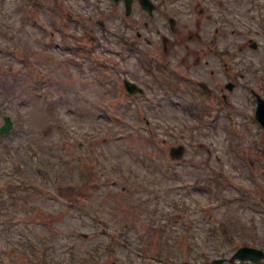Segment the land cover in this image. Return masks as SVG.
Returning <instances> with one entry per match:
<instances>
[{
  "label": "rangeland",
  "instance_id": "obj_1",
  "mask_svg": "<svg viewBox=\"0 0 264 264\" xmlns=\"http://www.w3.org/2000/svg\"><path fill=\"white\" fill-rule=\"evenodd\" d=\"M196 1L209 16L202 36L167 45L166 71L148 73L124 41L128 24L155 34L137 4L126 17L111 0H0V125L12 120L0 135V264H175L182 252L198 263L196 243L209 261L237 239L264 250V132L251 91L264 98V0ZM179 16L184 34L185 23L195 30L187 10ZM84 23L94 48L75 57ZM125 77L144 94L122 95L112 84ZM194 81L226 96L214 120L221 103ZM178 144L183 156L170 159Z\"/></svg>",
  "mask_w": 264,
  "mask_h": 264
},
{
  "label": "flooded vegetation",
  "instance_id": "obj_2",
  "mask_svg": "<svg viewBox=\"0 0 264 264\" xmlns=\"http://www.w3.org/2000/svg\"><path fill=\"white\" fill-rule=\"evenodd\" d=\"M169 1L170 0H154V2L156 4V13L165 17V11L162 8ZM182 8L187 10V15L192 20L193 19L197 20V17H196L197 13H203L204 12V8L201 7L200 3L196 0L194 1V3H191V4L189 2H186V4H185L182 1L180 2V0H177V13L174 12L170 15H167L163 19V23H162L163 25L168 26V28L170 29V32L175 36L176 39L182 35V29H181V25H180L181 18L179 16V10H181ZM149 17L153 18L152 16H149ZM144 25L147 28L148 23H144ZM188 36L191 37L192 34L190 33ZM164 38L165 37H162V41H164V45H165L168 42V39L166 40ZM173 42H175V41H173Z\"/></svg>",
  "mask_w": 264,
  "mask_h": 264
},
{
  "label": "water",
  "instance_id": "obj_3",
  "mask_svg": "<svg viewBox=\"0 0 264 264\" xmlns=\"http://www.w3.org/2000/svg\"><path fill=\"white\" fill-rule=\"evenodd\" d=\"M140 1L142 4H144V6L146 4H148L147 0H140ZM125 85L130 92L136 90L135 86L132 87L131 84H128L127 82L125 83ZM255 117L260 122V124L262 125L263 130H264V101L259 96H257V107H256V111H255ZM5 121H6L5 124L1 128L2 131H5L10 126L9 119L5 118ZM172 153H174V155L176 157H180L181 153H182V148L181 147L175 148L172 150ZM263 256H264V254L261 250H255V249L243 247V248H240V250L233 257H238L242 260L243 259H250L252 261H260V259ZM216 263H217V261L214 262V264H216Z\"/></svg>",
  "mask_w": 264,
  "mask_h": 264
},
{
  "label": "trees",
  "instance_id": "obj_4",
  "mask_svg": "<svg viewBox=\"0 0 264 264\" xmlns=\"http://www.w3.org/2000/svg\"><path fill=\"white\" fill-rule=\"evenodd\" d=\"M223 225H224V231H225V232H231V231L229 230V228H228V225H226V224H223ZM239 235H242V234L239 233Z\"/></svg>",
  "mask_w": 264,
  "mask_h": 264
}]
</instances>
